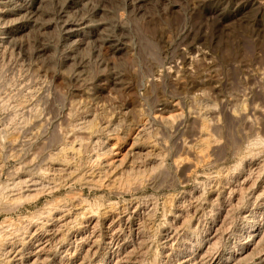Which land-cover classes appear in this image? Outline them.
I'll list each match as a JSON object with an SVG mask.
<instances>
[{
	"label": "rangeland",
	"instance_id": "rangeland-1",
	"mask_svg": "<svg viewBox=\"0 0 264 264\" xmlns=\"http://www.w3.org/2000/svg\"><path fill=\"white\" fill-rule=\"evenodd\" d=\"M258 139L264 0H0V264H264Z\"/></svg>",
	"mask_w": 264,
	"mask_h": 264
},
{
	"label": "bare ground",
	"instance_id": "bare-ground-1",
	"mask_svg": "<svg viewBox=\"0 0 264 264\" xmlns=\"http://www.w3.org/2000/svg\"><path fill=\"white\" fill-rule=\"evenodd\" d=\"M252 145L253 146H264V141L263 140H260V139H258V140H256V141H254L253 143H252ZM23 178V177H22ZM18 182H16V184H15V186H14V190H13V192H15L16 193V197H19V199L20 198H22V197H28L29 196V192H33V191H38L39 192V190H38V188L40 187V184H39V182L37 181V180H34V179H29V176H28V178L26 179V180H23V181H19V180H17ZM7 189H11V188H7ZM6 189V190H7ZM40 189V188H39ZM31 194V193H30ZM31 197V196H30ZM29 198V197H28ZM52 209V208H51ZM53 211V210H52ZM41 212V211H40ZM58 212V211H57ZM37 215H39V216H41V215H44L45 217H47L48 218V221H53L55 218L57 219V220H59V221H61L62 222V220H64L65 219V216L66 215H61V217H59L60 215H59V212L56 214V212H51V210H50V208H47V209H45L44 211H42L40 214H37ZM47 215V216H46ZM85 215V214H84ZM83 215V216H84ZM69 216V215H68ZM76 216V215H75ZM43 217V216H42ZM71 217V216H70ZM33 218H35V217H33ZM32 218V219H33ZM66 218H68L67 216H66ZM30 219V218H29ZM70 219V218H69ZM88 219V218H87ZM35 220V219H34ZM66 220V219H65ZM88 221V220H87ZM57 222V221H56ZM58 223V222H57ZM63 224V223H62ZM64 224H65V222H64ZM25 228H27V227H25ZM20 230V229H19ZM23 230V229H22ZM25 231V230H24ZM19 232V231H18ZM260 230H259V228H256V229H254V230H252V231H250V233H249V235H248V237L250 238V241H251V243H254V242H257V240L259 239V237H260ZM20 234H22V233H20ZM42 235V234H41ZM22 236H25V235H22ZM263 236V235H262ZM21 237V236H20ZM213 237V236H212ZM4 240V239H3ZM23 240V239H22ZM260 241V240H259ZM245 242V241H244ZM6 243H2V244H0V253L2 252V250H3V248H4V245H5ZM37 246V245H36ZM249 246H251L249 243H246L245 242V244H244V247H243V250H247V248L249 247ZM39 248V247H38ZM39 250H41V249H39ZM1 255H2V253H1ZM232 257V256H231ZM244 258V257H243ZM236 259H238V257H236V258H233L232 260H236ZM194 262V264H202V263H200V262H198V261H193ZM231 262V260H226L225 262H224V264H229ZM181 263L183 264H186V261H181ZM188 264H190V262H188ZM204 264H221L218 260H217V258H212V259H209V260H207L206 261V263H204Z\"/></svg>",
	"mask_w": 264,
	"mask_h": 264
}]
</instances>
